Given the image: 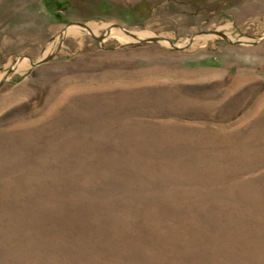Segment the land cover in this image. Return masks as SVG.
Segmentation results:
<instances>
[{
  "label": "rangeland",
  "instance_id": "1",
  "mask_svg": "<svg viewBox=\"0 0 264 264\" xmlns=\"http://www.w3.org/2000/svg\"><path fill=\"white\" fill-rule=\"evenodd\" d=\"M0 264H264V0H0Z\"/></svg>",
  "mask_w": 264,
  "mask_h": 264
},
{
  "label": "bare ground",
  "instance_id": "2",
  "mask_svg": "<svg viewBox=\"0 0 264 264\" xmlns=\"http://www.w3.org/2000/svg\"><path fill=\"white\" fill-rule=\"evenodd\" d=\"M72 30H76V28H75V27H71V28L68 29V31H72ZM119 32H120V31H118L117 29H112V31H111V35H112V34H113V35H114V34L118 35ZM49 50H50V49H49ZM27 62H28V61H27ZM23 63H24V62L19 63V65H23Z\"/></svg>",
  "mask_w": 264,
  "mask_h": 264
},
{
  "label": "water",
  "instance_id": "3",
  "mask_svg": "<svg viewBox=\"0 0 264 264\" xmlns=\"http://www.w3.org/2000/svg\"><path fill=\"white\" fill-rule=\"evenodd\" d=\"M67 33H68V29L64 30V31L61 33L60 37L63 38V36H64L65 34H67ZM39 64H40V62H37V63H35L34 65H39Z\"/></svg>",
  "mask_w": 264,
  "mask_h": 264
}]
</instances>
